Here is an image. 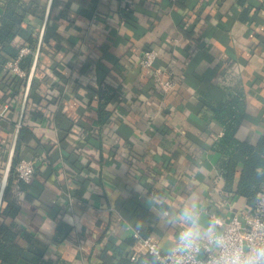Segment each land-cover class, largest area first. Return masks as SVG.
<instances>
[{"label":"crops","instance_id":"1","mask_svg":"<svg viewBox=\"0 0 264 264\" xmlns=\"http://www.w3.org/2000/svg\"><path fill=\"white\" fill-rule=\"evenodd\" d=\"M38 1L45 15L48 0ZM44 15L28 13L15 40L30 31L39 40ZM147 48L159 51L156 66L175 72L178 85L166 94L139 65ZM34 79L16 151L42 159L19 188L10 174L5 195L20 205L17 215L0 209V221L21 228L16 264H116V247L148 254L136 225L169 237L161 205L177 208L188 196L226 218L249 206L224 189L214 148L224 127L214 111L242 93L238 138L264 135V0H54ZM11 83L4 69L0 100L11 108L0 119V183L26 88L12 95ZM103 86L116 89L104 120ZM60 222L68 232L57 233Z\"/></svg>","mask_w":264,"mask_h":264},{"label":"trees","instance_id":"2","mask_svg":"<svg viewBox=\"0 0 264 264\" xmlns=\"http://www.w3.org/2000/svg\"><path fill=\"white\" fill-rule=\"evenodd\" d=\"M187 0H176L179 7H184ZM28 13L38 15L40 18L44 15V6L38 0H0V74L5 69V63L10 58H14L19 53L22 45H29L36 49L38 44V36L32 31L24 42H17L15 39L22 31V25ZM33 54L26 55L22 60V66L28 72L32 63ZM26 78H20L17 75L12 76V95H17L21 89L26 86ZM37 83L33 80L30 96L35 94ZM116 89L111 86H103L100 88V113L102 120L107 119L110 112L106 109L107 104L114 97ZM0 103L1 100H0ZM214 115L219 119L224 127L223 134L214 143V148L220 153L218 161V170L225 180L224 189L229 193L243 195L248 205H254L257 200V193L264 189V135L252 143L250 141L240 139L237 136L238 127L246 115V101L242 93L229 94L223 101L216 104ZM26 128L21 130L18 148L22 143L23 134ZM23 157V154L16 151L14 165L16 161ZM14 168V167H13ZM13 171V169H12ZM239 173V175H238ZM238 175V176H237ZM11 176V175H10ZM13 176V172H12ZM11 176L10 184L13 179ZM237 177V183L234 184ZM8 184L6 193L9 191ZM25 182H21V186ZM5 204V205H4ZM20 210V205L8 199L5 195L1 212L5 216L15 217ZM58 234L62 229L69 231L70 226L65 228L67 223L60 222ZM67 227V225H66ZM60 228V231H59ZM21 228L15 221L7 223L0 221V264H16L22 256L25 247L17 242ZM27 238L32 240V235L25 232ZM29 249L34 250L37 254L38 248L30 242ZM116 247L114 252L118 255L116 264H138L142 258H146L147 254H139L138 260L131 259L129 251ZM106 253V252H105ZM112 254V256L114 257Z\"/></svg>","mask_w":264,"mask_h":264},{"label":"clouds","instance_id":"3","mask_svg":"<svg viewBox=\"0 0 264 264\" xmlns=\"http://www.w3.org/2000/svg\"><path fill=\"white\" fill-rule=\"evenodd\" d=\"M137 190L144 195L141 188ZM161 208L158 215L170 236L149 251L150 264H264V228L241 238L223 217L205 212L194 196L185 197L177 208L163 204Z\"/></svg>","mask_w":264,"mask_h":264},{"label":"built area","instance_id":"4","mask_svg":"<svg viewBox=\"0 0 264 264\" xmlns=\"http://www.w3.org/2000/svg\"><path fill=\"white\" fill-rule=\"evenodd\" d=\"M34 53L35 49L31 46L26 44L22 45L17 56L6 61L5 70L12 76L17 75L20 78H26L28 76V70L22 66L21 62L26 55ZM159 55L160 53L156 48H147L142 52L138 61L143 69L151 72V80L153 81L154 89L166 94L177 87L178 80H176L175 72L171 68L156 66ZM10 108L11 105L8 102L0 104V119L6 117V113ZM38 159H42V157L23 156L16 161L14 165L16 174L14 185L16 188L21 187L22 181L30 182L34 178L37 172ZM203 209L207 213L223 217V222H225L230 228L237 230L238 235L241 238H244L249 231L255 232L257 229L264 228V189L257 193V200L254 205H249L243 210L235 211L229 218L222 216L216 210L213 211L207 208ZM133 234L138 241L142 242L146 253H149L154 245L160 240L157 236L152 234H143L139 229H134ZM138 257L139 252L135 251L132 253V260L137 261ZM143 264H150V262L147 258H143Z\"/></svg>","mask_w":264,"mask_h":264},{"label":"water","instance_id":"5","mask_svg":"<svg viewBox=\"0 0 264 264\" xmlns=\"http://www.w3.org/2000/svg\"><path fill=\"white\" fill-rule=\"evenodd\" d=\"M53 3H54V0H48L45 15H44V21H43V25H42L39 40H38V44H37V47H36V50H35V53H34V56L32 59V63H31L29 72H28L27 81H26V88H25L21 112H20V116H19V120H18V126L16 128V132H15V135H14V138H13V141L11 144V148L9 151L8 159L6 162L5 170H4L2 180L0 183V209L2 206L4 196L6 194V190H7L9 179H10V174H11L12 169H13L15 153H16V148H17L18 138H19V132H20L21 124L23 122V116L25 113V109H26L28 97L30 94L31 86H32V83H33V80L35 77L36 70H37V66H38V62H39V58H40V53L42 50V42H43L44 32H45V28L47 26L48 20L50 18Z\"/></svg>","mask_w":264,"mask_h":264}]
</instances>
